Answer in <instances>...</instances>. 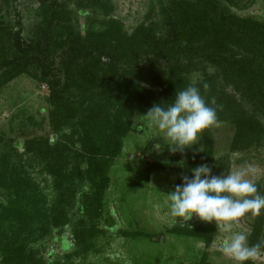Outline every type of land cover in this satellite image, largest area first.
Wrapping results in <instances>:
<instances>
[{"label": "trees", "instance_id": "1", "mask_svg": "<svg viewBox=\"0 0 264 264\" xmlns=\"http://www.w3.org/2000/svg\"><path fill=\"white\" fill-rule=\"evenodd\" d=\"M33 1L38 5L34 10L38 21L23 37L22 16L14 0H0V90L21 75L45 83L50 123L57 133L70 132L68 137L63 134L69 145L49 142L45 146V141L34 139L24 146L26 154L34 152L57 178L56 200L50 214L38 212L35 200L28 203L27 212L21 210L26 190L34 185L24 176L22 165L14 168L16 173L6 186L8 199L0 202V264H64L43 260L40 242L51 227L54 234L60 227L67 228L71 220L65 222V209L71 205L74 181L84 177L89 193L76 204L79 218L71 230L73 254L78 249L82 255L94 251L107 183L103 164L120 154L136 113L146 114L157 103L167 107L175 93L188 86L197 87L216 109L217 123L233 127L229 153L253 149L260 154L264 148V19L232 13L229 5L239 0H139L146 11L132 29L114 14L113 0ZM76 16L98 25L80 24ZM56 58L58 67L52 64ZM200 143L203 150L188 161L179 163L178 151L169 164L162 165V170L178 174L174 189L201 164L211 167L213 175L229 173V156L219 159L213 153L210 127L200 134ZM69 146L76 164L67 170L61 150ZM7 165L0 164V178L10 175ZM256 185L264 195V179ZM36 193L32 196L38 198ZM36 215L46 222L41 230L31 226ZM20 220L23 224L15 232ZM215 229L214 222L192 217L169 232L208 246ZM248 240L249 244L264 242V209L255 215ZM62 243L70 246L60 234V251Z\"/></svg>", "mask_w": 264, "mask_h": 264}, {"label": "rangeland", "instance_id": "2", "mask_svg": "<svg viewBox=\"0 0 264 264\" xmlns=\"http://www.w3.org/2000/svg\"><path fill=\"white\" fill-rule=\"evenodd\" d=\"M113 1L116 4L114 14L123 19L127 29H132L138 21H142L146 5L141 4L139 0ZM234 4L235 6L229 5L232 13L255 20L264 19V0H239ZM13 5L21 13L25 37L32 24L38 21L34 15L38 5L33 0H14ZM90 15L92 14L89 11ZM10 17L13 19L12 13ZM76 20L80 24L89 25L90 28H96L98 25L86 21V17L82 16H76ZM55 53L59 54V50ZM52 64L58 67L59 59L53 60ZM48 99L49 91L45 83L27 75L13 79L0 90V164H8L10 171H7L10 175L0 178V202L5 203L8 199L7 195L10 193L7 192L6 186L16 173L14 168L22 165L24 176L34 185L25 192L24 205L22 203L21 208L25 209V212L28 210V203L35 200L38 212L44 213L45 210L50 214V207L55 203L57 195V178L48 173L46 163L34 152L26 154L24 146L34 139L45 141V146L49 145V142L69 145L65 143V137L70 135L69 131L63 129L57 133L53 130ZM144 115L146 114H135L132 120L133 131L122 140L120 154L103 164V175L107 183L103 193L102 214L97 220V228L95 227L99 231L93 240L95 250L82 255L78 249L79 253L73 254L76 248L71 230L79 218V208L76 204L82 202L83 194L89 193V185L84 177L83 181H74L71 205L65 209V222L71 220L66 222L67 228L60 227L54 234L51 233V227L50 233L40 242L44 244L41 252L43 260H50L52 263L62 261L64 264H199L204 259L203 264H233L219 249L223 233L218 225H215V234L208 246L200 240L169 232L175 224L181 223L176 222L177 218L170 215V201L167 197V194L174 190L178 174L173 170H162L161 167L169 164L175 154L169 151L167 138L155 129ZM210 133L214 155L219 159L228 156L230 158L229 173L246 170L251 165L253 171L248 178L255 184L264 179V148L260 150V154L253 149L231 154L229 145L233 127L216 123L210 126ZM157 144L160 145L159 149L156 148ZM77 145L78 150L80 148ZM202 150L199 136L196 144L179 151V163L188 161ZM61 151L67 158L64 162L68 166L67 170L72 169L76 164L75 152L70 146L68 150ZM82 168H86L85 163ZM35 190L38 198L33 197ZM69 217L71 219H68ZM38 218V215L34 217V225L31 226L41 230L46 222L43 221L44 217ZM254 218L255 215L251 212L246 213L236 223L235 230L243 231L248 236ZM193 219L200 222L195 215ZM22 221L15 224V232L21 228ZM76 227L82 228V225L80 227L78 224ZM60 234H63L70 244H61L64 252L59 249ZM65 255L70 256V259L65 260ZM252 264H264V254L252 261Z\"/></svg>", "mask_w": 264, "mask_h": 264}, {"label": "clouds", "instance_id": "3", "mask_svg": "<svg viewBox=\"0 0 264 264\" xmlns=\"http://www.w3.org/2000/svg\"><path fill=\"white\" fill-rule=\"evenodd\" d=\"M143 117L163 133L173 153L196 144L200 134L217 123L216 109L206 103L195 86L175 93L174 101L167 107L154 104ZM252 171L249 165L246 170L213 175L211 167L201 164L191 169L190 175L183 176L181 183L167 194L170 215L177 218L176 222L188 221L195 215L201 221L219 226L223 233L219 249L233 264H248L264 251V242L249 244L247 234L235 230L236 223L246 213L259 215L264 209V195L259 194L257 185L248 178Z\"/></svg>", "mask_w": 264, "mask_h": 264}]
</instances>
